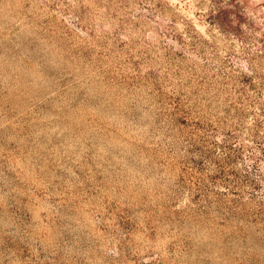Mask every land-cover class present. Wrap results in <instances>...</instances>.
<instances>
[{
    "label": "rangeland",
    "instance_id": "obj_1",
    "mask_svg": "<svg viewBox=\"0 0 264 264\" xmlns=\"http://www.w3.org/2000/svg\"><path fill=\"white\" fill-rule=\"evenodd\" d=\"M0 264H264V0H0Z\"/></svg>",
    "mask_w": 264,
    "mask_h": 264
}]
</instances>
